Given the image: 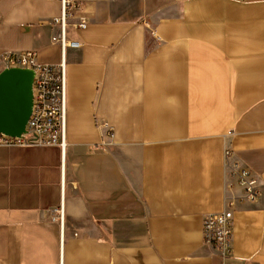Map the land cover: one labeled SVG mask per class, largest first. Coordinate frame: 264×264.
Segmentation results:
<instances>
[{
    "label": "crops",
    "instance_id": "crops-1",
    "mask_svg": "<svg viewBox=\"0 0 264 264\" xmlns=\"http://www.w3.org/2000/svg\"><path fill=\"white\" fill-rule=\"evenodd\" d=\"M78 1L64 158L0 146V264H224L201 223L226 209L228 261L264 264V0ZM59 12L0 0V72L6 52L60 63Z\"/></svg>",
    "mask_w": 264,
    "mask_h": 264
},
{
    "label": "built area",
    "instance_id": "built-area-1",
    "mask_svg": "<svg viewBox=\"0 0 264 264\" xmlns=\"http://www.w3.org/2000/svg\"><path fill=\"white\" fill-rule=\"evenodd\" d=\"M60 12L54 18L59 26L60 33L57 42L61 47V60L57 65L42 64L31 51L23 53L6 52L2 61L6 68H22L33 71V106L26 125V132L20 137H9L0 134V146L4 147H55L59 150L61 158L66 151V64L65 50L67 48H80L82 45L76 41L66 39V29L71 25L75 29L86 27V19L79 16L78 0H59ZM78 19L77 22L71 21ZM113 135L107 134L106 138ZM233 153L227 149L224 159L231 176L237 178V184L242 188L240 198L243 202H255L260 194L257 179L241 167L233 159ZM59 221H63L62 210L57 211ZM232 219L230 209L219 213L207 214L201 223V236L205 245L210 247L224 261V264H234L228 261L231 256ZM59 264L62 261L59 260Z\"/></svg>",
    "mask_w": 264,
    "mask_h": 264
},
{
    "label": "water",
    "instance_id": "water-1",
    "mask_svg": "<svg viewBox=\"0 0 264 264\" xmlns=\"http://www.w3.org/2000/svg\"><path fill=\"white\" fill-rule=\"evenodd\" d=\"M32 70L5 68L0 72V134L20 137L33 106Z\"/></svg>",
    "mask_w": 264,
    "mask_h": 264
}]
</instances>
